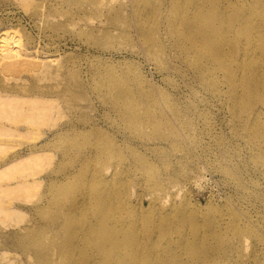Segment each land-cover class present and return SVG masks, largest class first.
<instances>
[{
	"label": "bare ground",
	"instance_id": "1",
	"mask_svg": "<svg viewBox=\"0 0 264 264\" xmlns=\"http://www.w3.org/2000/svg\"><path fill=\"white\" fill-rule=\"evenodd\" d=\"M21 1L27 8L33 4V0ZM102 1L95 6L101 8ZM109 12L113 21L110 19L108 24L117 26L120 22L124 27L119 33L128 42L126 48L130 46L125 51L134 53L136 47L140 48L157 64L158 69L154 70L159 73L172 70L173 65L174 71L185 79L193 102L180 106L168 93L146 86L137 75L138 83L112 82L97 91L102 122L93 118L58 124L63 108L77 106L85 110L81 103L89 99L87 77L78 80L77 73L69 69L63 72L64 64L59 58L49 60L45 49L30 52L15 39L3 41L0 223L9 227L24 221L23 210L37 197L45 180L44 172L52 164L51 147L58 140L90 132L96 139L104 140L99 130L110 121L117 130H124L122 135L129 143L147 138L160 144L170 141L171 150L182 154L175 126L189 134L194 127L191 116H198L199 129L214 142L218 153L216 163L210 166L234 186L237 199L231 198L200 217L184 188L178 190L179 195H184L180 207L168 205L160 195L163 189L166 192V181L156 178L162 174L174 179V163H162L159 173L138 158L141 187L157 196L145 214L141 201L136 205L132 201L135 194L125 163H116L112 173L103 166L105 161L123 158L113 152L116 141L109 138L110 143L88 146L81 154L74 177L83 189L60 216L71 221L67 226L69 233L57 249L35 244V262L55 264L53 258L61 256L64 264H264V186L259 187V180L264 181V0H131V4ZM111 31H105L106 35L110 36ZM135 40L140 42L139 48ZM24 72L31 73L32 80ZM1 76L13 80L12 86L4 84ZM215 108L226 115V134L219 133L210 118ZM18 143L25 145L24 150L7 156ZM196 145L193 149H198L199 154L208 152L205 144ZM145 147L157 150L153 144ZM85 172L82 182L78 177ZM186 172L184 168L181 174ZM68 176L62 180H68ZM57 181H51V186L62 185V181ZM180 184H171V190ZM48 203L49 198L44 195L32 204V209L42 211ZM58 224L53 221L42 231L52 232L53 228L56 232ZM22 230L28 232L26 228ZM71 251L77 253L67 260ZM2 256L7 258L6 253Z\"/></svg>",
	"mask_w": 264,
	"mask_h": 264
},
{
	"label": "rangeland",
	"instance_id": "2",
	"mask_svg": "<svg viewBox=\"0 0 264 264\" xmlns=\"http://www.w3.org/2000/svg\"><path fill=\"white\" fill-rule=\"evenodd\" d=\"M98 1L101 0H33V4L30 5L31 7L27 8L26 4H24L25 1L0 0V45L5 40L15 39L18 43L22 44L20 45L23 48L30 52L45 49L48 52L49 60H57L59 58V62L64 64L63 72L69 69V71L77 73L75 79L79 80V78L84 77L88 79L90 93L87 94V97L89 99L87 103H81V107H84L85 110L81 111L77 109V106L63 108V113L59 117L58 124H76L78 121H89L93 118L98 120V122H102L100 119L101 106L98 101L97 91L112 82L138 83L137 75L140 76L146 86L152 87L156 91L162 90L168 93L180 106L187 107V105L191 104L193 100L188 87L185 86V79L181 78V75L178 74L179 72L174 71L173 65L171 66L172 70H168V72L159 70V73L158 70L156 71L158 69L157 64L150 61L139 48L140 42H136L135 40L137 43L135 44L139 48V50L137 47L134 49L136 52L125 51L130 46L126 48L128 42L124 41L121 36L122 34H120L124 28L121 26L122 23H118L120 26L117 24L119 28L114 24H108V22L111 23L113 21V16H111L109 10L117 9L129 4V2L131 4V0H103L102 2L104 3H101L103 8L95 6V4H98ZM108 2L113 3L109 4ZM89 4L91 6L94 4V8ZM40 5L43 9H40ZM44 6L46 7L44 8ZM42 10L45 11L42 13ZM83 12L85 15H83ZM90 12L92 15L94 12V15L92 16ZM31 14L35 18H32ZM88 14H90V17ZM110 19L111 21H109ZM73 22L74 24H72ZM92 28H95V30ZM116 29L117 31L115 32ZM107 30H112L110 36L106 35L107 32L105 31ZM97 32L101 33L98 34ZM113 32H115V35ZM91 33L93 36L89 35ZM101 34L104 38H102ZM138 53L139 55H137ZM56 63L58 64V61ZM154 68L156 69L154 70ZM23 75L28 79L33 78L31 73L28 72H24ZM165 75L166 77H164ZM1 79L4 84L12 86L13 80H8L6 76H1ZM193 88L198 91L197 86L194 85ZM212 113L210 118L216 130L219 133L226 134L228 132V129H226L228 123L226 115L217 108ZM191 119L194 127L190 130L189 134H184L181 126H175L178 131L176 133L181 139V145L179 146L184 150L182 154L174 153L171 150L170 141L160 144L152 142L151 138H147L143 142L129 143L128 140L125 141L127 137L122 135L124 130L121 128L117 130L116 126L110 124V121L105 125L106 127L103 130H99L104 135L105 141L96 139L93 132L84 135L71 134L69 138L58 140L51 147L52 151L49 153L53 157V160L52 164L44 172L45 180L37 191V197L32 199L33 204L45 195L48 196L49 203L42 211L33 210L32 204H28L27 207L25 206L23 210L25 219L17 226L5 227L0 223V264H36L34 255L36 249L32 248L35 247V244H40L50 249H57L62 245V241L66 239L69 233L70 229L67 231V226L71 221L67 218L60 219L61 211L67 206H72L75 194L83 189L82 185L77 182V178L74 177L79 166L80 156L86 152L88 146H103V144L110 143L111 140L109 138H113L116 141L113 152L121 154L123 158L121 160L115 158L112 161H105L103 166L112 173L116 168V163H125V166L130 170L132 194H135L132 201L135 205L138 200L141 201V210L145 214L148 213L152 200L157 196L156 192L151 194V191L141 187L142 174L138 172L141 169L138 158L143 159L141 163L153 166L157 172L160 171L162 163H174L172 164V168L177 174L174 179H170L162 174L156 178L161 182L163 180L166 181V192L163 189L159 193L168 205L174 203L180 207L179 205H181L184 195H179L178 190H183L184 188L186 194L189 195L190 201L196 207V211H199L200 217L208 215L213 208L222 207L228 200L237 199V192L234 186L228 184L224 176L213 170L210 166L212 163H216L218 158L214 142L199 129L201 124L198 116H191ZM92 122L96 123V121ZM225 122L226 124H224ZM148 144L157 146L155 148L157 150L153 152L154 149L146 148L145 146ZM195 144H205L204 146L208 152L199 154L198 149H193ZM24 146V144L18 143L14 148L9 150L7 156L23 151ZM184 168L187 172L181 174ZM49 173L50 176L48 175ZM86 173L79 176L78 179L84 182L87 176ZM67 176L69 177L68 180L63 181L62 179ZM57 180L62 181V185L51 186L50 182H58ZM259 181H261L259 182V187L261 188L264 186V181L262 179ZM175 182L181 184L177 189L172 188L171 190L170 186ZM62 187H65V190H61ZM249 187L253 188L250 185ZM261 189L264 190V187ZM185 192L183 191L181 194ZM165 193L168 194V197H166L167 194L165 195ZM77 212L82 214L81 211ZM53 221H59V224L56 226V232L53 228H51L52 232L46 233L42 231L44 227L52 225ZM22 228L28 229V232H24ZM37 230H39V233L36 232ZM4 253L7 254V258L2 256ZM76 253V251L68 252L66 259L69 260ZM53 262L55 264H64L61 256H55Z\"/></svg>",
	"mask_w": 264,
	"mask_h": 264
}]
</instances>
